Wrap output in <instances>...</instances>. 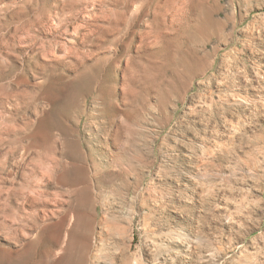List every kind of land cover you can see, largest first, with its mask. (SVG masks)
<instances>
[{
  "label": "rangeland",
  "instance_id": "rangeland-1",
  "mask_svg": "<svg viewBox=\"0 0 264 264\" xmlns=\"http://www.w3.org/2000/svg\"><path fill=\"white\" fill-rule=\"evenodd\" d=\"M0 264H264V0H0Z\"/></svg>",
  "mask_w": 264,
  "mask_h": 264
}]
</instances>
